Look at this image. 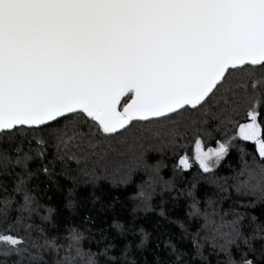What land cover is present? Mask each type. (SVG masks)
<instances>
[{
	"label": "snow or ice",
	"instance_id": "1",
	"mask_svg": "<svg viewBox=\"0 0 264 264\" xmlns=\"http://www.w3.org/2000/svg\"><path fill=\"white\" fill-rule=\"evenodd\" d=\"M138 171L111 231L41 202L84 187L96 205ZM178 185L194 251L149 257L138 214ZM0 264H264V0H0Z\"/></svg>",
	"mask_w": 264,
	"mask_h": 264
},
{
	"label": "trees",
	"instance_id": "2",
	"mask_svg": "<svg viewBox=\"0 0 264 264\" xmlns=\"http://www.w3.org/2000/svg\"><path fill=\"white\" fill-rule=\"evenodd\" d=\"M209 146L214 147L213 142H208ZM155 154H150L154 156ZM234 156V154H233ZM233 159V163H234ZM149 163H155L154 159H149ZM197 167L194 166L191 174L186 175L185 182L183 184V189L186 191L189 187L188 181H191L192 176L196 174ZM223 174L226 169L218 170ZM161 177L164 180L171 179L170 168L161 170ZM133 184H130L127 188L121 186L120 188H112L110 185H103L102 189L97 188L95 193L100 197V201L96 205L91 203V189H86L84 187H79L76 190L73 199L77 202L76 206L69 209L67 205L68 199V188L65 187L63 190H56L55 188L48 190L45 195L42 196L41 202L46 205V207L53 208L54 216L57 220L65 222V226L72 222L80 223L84 214L88 212L89 209L93 211L94 217H103L104 219L98 220V225L93 226L91 224H86V227H92L93 232H96L97 227H104L109 229V225L114 219H118L120 222H124L130 215V205L132 203L130 197L135 194L134 189L137 188L141 183H147L150 181V177L143 171H138L133 176ZM157 195L154 196L156 203L160 204L159 186L157 185ZM181 191V186L178 185L177 189L172 191L171 194H164V201L162 206L165 210V215L161 216L160 208L156 207L154 211L149 213H139L137 217L139 227H143L146 232L150 234L149 243L147 246V256L151 257L155 251V244L160 243L163 245L166 242L171 241L175 243L177 247L181 250H192L191 249V234L194 233L196 227L202 223L201 218L190 217L189 212L191 210L190 205L192 204L191 198H188L185 194H178ZM196 195V200L199 201L198 207L202 206L204 201L211 196L213 191L211 185L201 184L197 185L194 190ZM50 197V199H49ZM85 201H87L85 203ZM103 203L106 207L108 205H114V207L107 208V211H100L99 204ZM121 205H124L122 208ZM43 214H47L46 210ZM183 225V228L181 227ZM184 229H187L188 236L181 239L184 234ZM159 237V241L157 240ZM132 237H130L131 239ZM138 242V236H137ZM93 250L94 247H93ZM207 255V252L205 253ZM214 259V257H213Z\"/></svg>",
	"mask_w": 264,
	"mask_h": 264
}]
</instances>
